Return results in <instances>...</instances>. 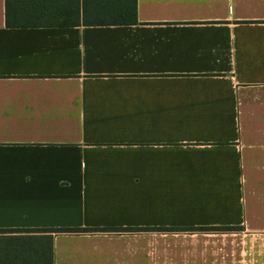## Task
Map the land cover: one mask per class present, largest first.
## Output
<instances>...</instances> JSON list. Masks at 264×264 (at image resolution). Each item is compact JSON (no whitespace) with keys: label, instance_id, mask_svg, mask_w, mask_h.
<instances>
[{"label":"crops","instance_id":"1","mask_svg":"<svg viewBox=\"0 0 264 264\" xmlns=\"http://www.w3.org/2000/svg\"><path fill=\"white\" fill-rule=\"evenodd\" d=\"M3 229L105 230L52 234L54 264H264V0L73 27H7L0 0Z\"/></svg>","mask_w":264,"mask_h":264},{"label":"trees","instance_id":"2","mask_svg":"<svg viewBox=\"0 0 264 264\" xmlns=\"http://www.w3.org/2000/svg\"><path fill=\"white\" fill-rule=\"evenodd\" d=\"M40 0H4L7 27H73L129 25L135 22L136 0H92L91 6L82 9L90 21L82 24L45 22ZM201 231L237 230L236 227L203 228ZM87 229H3L0 230V264H53L52 234L78 233Z\"/></svg>","mask_w":264,"mask_h":264},{"label":"rangeland","instance_id":"3","mask_svg":"<svg viewBox=\"0 0 264 264\" xmlns=\"http://www.w3.org/2000/svg\"><path fill=\"white\" fill-rule=\"evenodd\" d=\"M53 264H54V252H53Z\"/></svg>","mask_w":264,"mask_h":264}]
</instances>
